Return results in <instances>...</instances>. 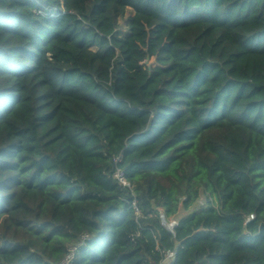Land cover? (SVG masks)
I'll list each match as a JSON object with an SVG mask.
<instances>
[{"label":"trees","instance_id":"trees-1","mask_svg":"<svg viewBox=\"0 0 264 264\" xmlns=\"http://www.w3.org/2000/svg\"><path fill=\"white\" fill-rule=\"evenodd\" d=\"M83 233L72 264H264V0H0V264Z\"/></svg>","mask_w":264,"mask_h":264},{"label":"built area","instance_id":"built-area-1","mask_svg":"<svg viewBox=\"0 0 264 264\" xmlns=\"http://www.w3.org/2000/svg\"><path fill=\"white\" fill-rule=\"evenodd\" d=\"M119 159L118 157L114 158V161L117 162ZM116 181L121 184V185H127V180L124 174V171L122 168L116 167L113 175H112ZM204 202L203 199H199L197 201V203L194 205V210L197 211L200 208H202L204 206ZM132 206H134V201L132 202ZM163 215L160 214V218H162ZM251 218H253V215H249L248 218L246 219V221L250 220ZM175 224V223H174ZM89 239V235L87 233H83L80 235L78 242L70 244L66 247V251L65 254L63 256V258L59 261L58 264H72V261L74 259V255L77 251V249L84 245L85 241ZM175 254L174 251H167L165 258H171L173 257V255Z\"/></svg>","mask_w":264,"mask_h":264},{"label":"rangeland","instance_id":"rangeland-1","mask_svg":"<svg viewBox=\"0 0 264 264\" xmlns=\"http://www.w3.org/2000/svg\"><path fill=\"white\" fill-rule=\"evenodd\" d=\"M128 12H129V10H128ZM128 12H126V13L128 14ZM126 13H125V15H126ZM116 24L119 26V29L121 31H124V18H117ZM184 214H185V211H183L182 208L180 207L178 209L177 213L174 216H172L171 218H169V220H167L166 222L174 224L176 222V220Z\"/></svg>","mask_w":264,"mask_h":264},{"label":"water","instance_id":"water-1","mask_svg":"<svg viewBox=\"0 0 264 264\" xmlns=\"http://www.w3.org/2000/svg\"><path fill=\"white\" fill-rule=\"evenodd\" d=\"M162 224L164 225V227H166L168 230L173 231L174 228V224L171 223H167L164 219V217L161 218Z\"/></svg>","mask_w":264,"mask_h":264}]
</instances>
